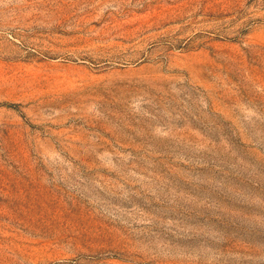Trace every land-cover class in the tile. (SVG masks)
I'll return each mask as SVG.
<instances>
[{"label": "rangeland", "instance_id": "374dc122", "mask_svg": "<svg viewBox=\"0 0 264 264\" xmlns=\"http://www.w3.org/2000/svg\"><path fill=\"white\" fill-rule=\"evenodd\" d=\"M0 264H264V0H0Z\"/></svg>", "mask_w": 264, "mask_h": 264}]
</instances>
